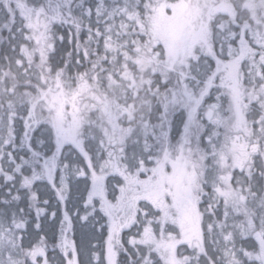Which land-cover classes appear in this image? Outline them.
Listing matches in <instances>:
<instances>
[{"label":"snow or ice","instance_id":"6c2138e0","mask_svg":"<svg viewBox=\"0 0 264 264\" xmlns=\"http://www.w3.org/2000/svg\"><path fill=\"white\" fill-rule=\"evenodd\" d=\"M0 264H264V0H0Z\"/></svg>","mask_w":264,"mask_h":264}]
</instances>
